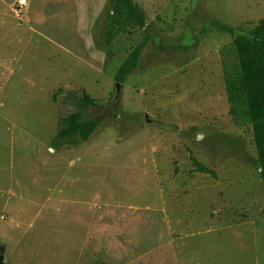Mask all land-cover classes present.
Masks as SVG:
<instances>
[{
	"label": "rangeland",
	"instance_id": "rangeland-1",
	"mask_svg": "<svg viewBox=\"0 0 264 264\" xmlns=\"http://www.w3.org/2000/svg\"><path fill=\"white\" fill-rule=\"evenodd\" d=\"M133 2L151 40L122 85L114 73L143 30L95 45L106 7L92 28L94 51L57 18L58 43L0 3L5 263L264 264L258 152L225 86L237 69L234 37L200 36L212 19L248 32L264 19V0ZM62 13L73 23V11ZM82 91L97 104L86 107ZM75 112L98 129L76 147L52 148ZM193 161L216 177L196 173Z\"/></svg>",
	"mask_w": 264,
	"mask_h": 264
},
{
	"label": "trees",
	"instance_id": "trees-1",
	"mask_svg": "<svg viewBox=\"0 0 264 264\" xmlns=\"http://www.w3.org/2000/svg\"><path fill=\"white\" fill-rule=\"evenodd\" d=\"M106 7L109 8L106 26L102 28L99 38L94 39L95 45L101 42L104 46H109L118 35L128 34L134 29L143 30L140 40L131 48L114 73V82L122 85L139 69L141 55L151 40V29L146 26L143 10L133 0H106L103 10ZM103 10L93 29L99 17L103 15ZM238 31L217 19H212L209 26L200 32V36L217 32L234 37L232 45L237 58V69L234 75H227L225 78L226 92L231 101L242 104L251 124L253 143L258 152L256 163L264 189V19L244 34H238ZM81 101L86 107L97 104L95 99L84 91L81 93ZM98 127L97 121L83 118L77 112L70 113L62 118L59 130L51 141L52 148L60 150L85 143ZM193 165L196 173L216 177L213 170L201 163L193 161Z\"/></svg>",
	"mask_w": 264,
	"mask_h": 264
},
{
	"label": "crops",
	"instance_id": "crops-1",
	"mask_svg": "<svg viewBox=\"0 0 264 264\" xmlns=\"http://www.w3.org/2000/svg\"><path fill=\"white\" fill-rule=\"evenodd\" d=\"M18 0H0L5 2L6 5L12 9L13 5ZM25 5L22 9L20 20L24 22L33 30L34 33H40L43 37L57 42L59 39L52 33L53 28H55L52 23L57 18L59 25L56 26L60 28L61 32L65 26L69 28L70 26L74 30V34L77 36H83L86 40L85 44L89 50H94L95 46L92 40L91 32L95 24L96 19L103 10L106 0H23ZM61 10H59V9ZM70 9L73 11L74 19L73 23H66V18L63 15L64 9ZM57 11V12H56ZM59 11H61L59 13ZM49 23V24H48ZM58 39V40H57ZM58 43V42H57ZM90 54V52H89ZM104 58V57H103ZM97 212V211H95Z\"/></svg>",
	"mask_w": 264,
	"mask_h": 264
},
{
	"label": "built area",
	"instance_id": "built-area-1",
	"mask_svg": "<svg viewBox=\"0 0 264 264\" xmlns=\"http://www.w3.org/2000/svg\"><path fill=\"white\" fill-rule=\"evenodd\" d=\"M24 1L23 0H18L12 7V11L16 16H20L22 13V9L24 8Z\"/></svg>",
	"mask_w": 264,
	"mask_h": 264
},
{
	"label": "water",
	"instance_id": "water-1",
	"mask_svg": "<svg viewBox=\"0 0 264 264\" xmlns=\"http://www.w3.org/2000/svg\"><path fill=\"white\" fill-rule=\"evenodd\" d=\"M119 85H116V91L118 90ZM5 250L0 248V264H6L5 263Z\"/></svg>",
	"mask_w": 264,
	"mask_h": 264
}]
</instances>
